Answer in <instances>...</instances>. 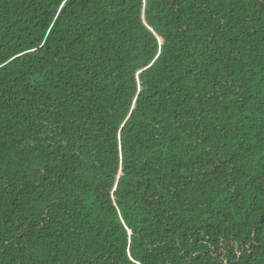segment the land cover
Returning <instances> with one entry per match:
<instances>
[{
    "label": "trees",
    "instance_id": "16d2710c",
    "mask_svg": "<svg viewBox=\"0 0 264 264\" xmlns=\"http://www.w3.org/2000/svg\"><path fill=\"white\" fill-rule=\"evenodd\" d=\"M129 250L264 264V0H0V264Z\"/></svg>",
    "mask_w": 264,
    "mask_h": 264
},
{
    "label": "snow or ice",
    "instance_id": "6c2138e0",
    "mask_svg": "<svg viewBox=\"0 0 264 264\" xmlns=\"http://www.w3.org/2000/svg\"><path fill=\"white\" fill-rule=\"evenodd\" d=\"M120 127L121 128H124L126 126L125 125H121ZM118 139H120V137H118ZM126 259H127V261L131 262V264H139V262L137 260H135V253L132 250H129L128 251V254H127V258ZM114 264H125V261H123V260L122 261H119V262H115L114 261Z\"/></svg>",
    "mask_w": 264,
    "mask_h": 264
}]
</instances>
